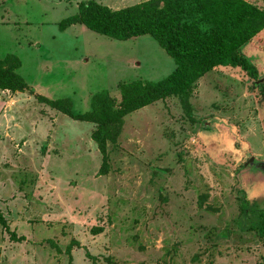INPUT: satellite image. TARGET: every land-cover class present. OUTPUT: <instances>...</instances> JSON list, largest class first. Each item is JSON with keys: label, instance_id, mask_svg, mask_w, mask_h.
I'll return each mask as SVG.
<instances>
[{"label": "rangeland", "instance_id": "1", "mask_svg": "<svg viewBox=\"0 0 264 264\" xmlns=\"http://www.w3.org/2000/svg\"><path fill=\"white\" fill-rule=\"evenodd\" d=\"M82 1L0 0V57L17 56L27 84L0 89V264H264L249 228L264 211V29L241 48L257 81L214 67L188 93L194 121L180 94L137 109L104 163L97 125L50 101L84 113L106 90L117 105L122 83L162 80L176 64L150 35L61 30Z\"/></svg>", "mask_w": 264, "mask_h": 264}, {"label": "trees", "instance_id": "2", "mask_svg": "<svg viewBox=\"0 0 264 264\" xmlns=\"http://www.w3.org/2000/svg\"><path fill=\"white\" fill-rule=\"evenodd\" d=\"M76 22L118 40L150 35L176 64L174 71L162 80L122 83L117 105L106 90L92 96L91 109L84 113H73L62 107L65 99L50 101L65 114L97 125L92 139L104 163L108 156L107 144L117 141L127 114L180 94L182 110L194 121L188 93L196 80L209 70L217 66L240 67L254 80L259 78L256 65L241 48L264 29V10L246 0H145L118 10L86 0L79 3L75 15L60 22L59 28L63 30ZM19 67L20 61L14 54L0 57L1 90L27 88L17 73ZM258 89L264 96V83H259ZM245 205L241 203V208L245 209ZM258 216L259 223L249 228L264 237V211H259ZM0 224H5L1 211Z\"/></svg>", "mask_w": 264, "mask_h": 264}]
</instances>
